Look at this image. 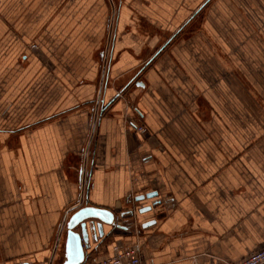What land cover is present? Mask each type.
<instances>
[{"label": "crops", "instance_id": "crops-1", "mask_svg": "<svg viewBox=\"0 0 264 264\" xmlns=\"http://www.w3.org/2000/svg\"><path fill=\"white\" fill-rule=\"evenodd\" d=\"M85 207L127 228L88 219L83 264L264 245V0H0V264H63Z\"/></svg>", "mask_w": 264, "mask_h": 264}, {"label": "water", "instance_id": "water-1", "mask_svg": "<svg viewBox=\"0 0 264 264\" xmlns=\"http://www.w3.org/2000/svg\"><path fill=\"white\" fill-rule=\"evenodd\" d=\"M153 194L148 193L146 196L151 197ZM143 199L144 196H140ZM138 198V199H139ZM151 209V205L144 206L139 209V212H145ZM99 219L101 222L107 223L112 228H127L123 226L119 219L116 218L115 213L112 210L85 207L75 212L68 222V233L66 241V259L63 264H83L86 254L84 252V246H86L89 240L88 232V219ZM152 223V222H151ZM150 224V223H148ZM100 230H102V224H98ZM79 231H76L78 230ZM102 232V231H101Z\"/></svg>", "mask_w": 264, "mask_h": 264}, {"label": "built area", "instance_id": "built-area-1", "mask_svg": "<svg viewBox=\"0 0 264 264\" xmlns=\"http://www.w3.org/2000/svg\"><path fill=\"white\" fill-rule=\"evenodd\" d=\"M134 129L143 135L147 131V129L141 125H135ZM88 264H143V261L141 258L140 246L138 244L124 247L114 245L111 256L101 260H93ZM236 264H264V245L260 249L238 261Z\"/></svg>", "mask_w": 264, "mask_h": 264}, {"label": "rangeland", "instance_id": "rangeland-1", "mask_svg": "<svg viewBox=\"0 0 264 264\" xmlns=\"http://www.w3.org/2000/svg\"><path fill=\"white\" fill-rule=\"evenodd\" d=\"M69 1V0H68ZM67 2H63V1H61V4L64 6L65 4H66ZM238 4H240L239 2H238ZM239 6H241V5H239ZM140 17L139 16H136V17H134V26L136 27V28H139V26L141 25V23H142V21L139 19ZM202 19H203V17H201V19H198V21L195 23V24H193L192 26H191V28H188V30H187V32H185V36H188V34L189 33H191L192 31H194L196 28H198L201 24H202ZM32 47L33 48H37V45L36 44H32ZM126 92V91H125ZM119 94H121V95H124L125 93L123 92H119ZM139 125H141V126H143L144 128H146L147 129V131H146V133L143 135V136H145L146 138H148V139H150L151 137H153V134H151L150 133V130L144 125V124H139ZM94 142H95V139H93V140H91L90 141V145L88 146V152H89V154H88V156L89 155H91L92 154V150H93V146H94ZM61 259H62V257H60Z\"/></svg>", "mask_w": 264, "mask_h": 264}]
</instances>
